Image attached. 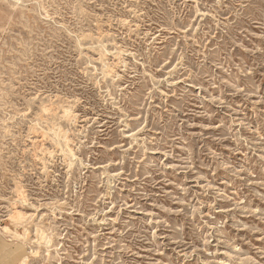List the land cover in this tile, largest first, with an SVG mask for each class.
<instances>
[{
  "label": "rangeland",
  "instance_id": "rangeland-1",
  "mask_svg": "<svg viewBox=\"0 0 264 264\" xmlns=\"http://www.w3.org/2000/svg\"><path fill=\"white\" fill-rule=\"evenodd\" d=\"M25 256L264 264V0H0V264Z\"/></svg>",
  "mask_w": 264,
  "mask_h": 264
},
{
  "label": "bare ground",
  "instance_id": "bare-ground-1",
  "mask_svg": "<svg viewBox=\"0 0 264 264\" xmlns=\"http://www.w3.org/2000/svg\"><path fill=\"white\" fill-rule=\"evenodd\" d=\"M109 71V70H108ZM67 110H69V109H67ZM65 111H66V109H65ZM70 114H72V113H70ZM69 115V114H68ZM73 118V117H72ZM60 126V125H59ZM63 128V127H62ZM61 130V129H60ZM62 132V131H61ZM68 132V131H67ZM64 135H65V133H64ZM66 137V136H65ZM18 212V215L19 216H23V213L22 212H19V211H17ZM8 227L7 226H5L4 227V230L6 231H8ZM15 234V237H18L19 235H18V233H14ZM13 240V239H12ZM23 242L21 241V242H12V243H8L7 244V247L9 246V245H13L14 246V249H12V248H8L7 250H6V253L5 252H3L2 251V253H4L3 255L1 254V258H4L5 256H6V254L7 255H12V254H15L14 256H18V255H20V253L22 252V249H23ZM2 247V246H1ZM36 252V251H35ZM22 256V255H21ZM10 257V256H9ZM22 263L23 264H25V262L27 261V257L25 256V257H23L22 259Z\"/></svg>",
  "mask_w": 264,
  "mask_h": 264
}]
</instances>
